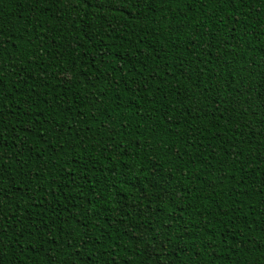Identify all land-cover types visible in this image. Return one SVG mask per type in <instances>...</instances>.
<instances>
[{
    "label": "trees",
    "instance_id": "16d2710c",
    "mask_svg": "<svg viewBox=\"0 0 264 264\" xmlns=\"http://www.w3.org/2000/svg\"><path fill=\"white\" fill-rule=\"evenodd\" d=\"M0 264H264V0H0Z\"/></svg>",
    "mask_w": 264,
    "mask_h": 264
}]
</instances>
